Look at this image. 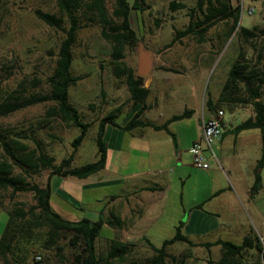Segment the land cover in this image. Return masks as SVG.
<instances>
[{"label":"rangeland","instance_id":"obj_1","mask_svg":"<svg viewBox=\"0 0 264 264\" xmlns=\"http://www.w3.org/2000/svg\"><path fill=\"white\" fill-rule=\"evenodd\" d=\"M104 1L106 7L111 10L113 0ZM128 1L131 2V0ZM170 1L144 0V9L139 13L131 10L129 21L137 33L138 41L153 51L152 68L158 65V56L165 58L164 63L169 66L176 68H180V64L186 66L184 72L173 75L174 79L168 87L161 88L154 94L153 98L155 97V99L152 98V100L155 101V104L147 113L148 119L160 123L171 114L180 113L184 109H192L193 113L190 116L171 123L172 129L176 130L180 127L182 130V132L180 131V149H184L181 147L187 143L190 136L194 133L200 134L198 117L201 104L207 98L212 101L217 98L237 51L241 50L246 55L258 53L264 59V34L259 32L264 28V0H242L238 25L246 28L256 27L253 30L255 35L250 39L244 40L238 34V28H235L225 38L223 34L226 24L217 21L208 28L203 42L198 43L194 37L183 36L179 42L163 49V44L173 36L174 29H182L188 21L186 9H171ZM176 1L183 2L186 6H192L195 0ZM239 1L230 0V3L234 6ZM247 7H251V13H247ZM34 9L57 12L55 0H0V79L2 80V90L13 88L22 79L30 83L33 78L40 82L38 90H45L47 87L44 79L51 72L62 32L36 18L32 12ZM227 22L229 24L230 21ZM65 25H67V21ZM81 25L72 47L69 70L72 74L82 77L74 84L69 85L68 102L79 111L83 120L90 121L91 125L74 153L72 165H80L96 159L94 135L97 119L119 102L122 107H125L129 101L126 99L128 95L124 82L116 79L111 72L109 44L100 36L99 26L88 21H83ZM209 48L212 49L211 56L203 57L195 65L194 52L196 50L206 51ZM124 60L128 65L135 66L134 51L126 49ZM239 94L240 96L244 95L242 89ZM148 98L150 101L151 97ZM49 104L38 103L14 111L0 117V124L15 129L29 130L32 128L34 137L41 140L44 150L52 154L57 162L70 152V140L78 133V129L75 127L65 128L55 119L51 120L46 127L36 128V120L42 116ZM89 104H92L93 107L91 108ZM223 107L226 121L223 130L225 131L223 145L218 147L212 142L211 150L205 148L204 152L209 167L214 166L219 170L220 167H223L230 174L235 173L238 175L240 186L243 187L251 181L254 172H258L264 178V163L260 166L256 165L261 141L252 135L247 136V133L241 134L237 141L234 139L232 129L248 117V110H251L249 104L240 105L237 103L233 110H229L226 106ZM118 118L121 119V116L119 115ZM254 132L257 130H250L251 134ZM29 144L32 145L31 142ZM111 159L113 160L112 156ZM159 161L161 165H165L163 157H160ZM141 167L129 166L128 170L135 171ZM170 170L171 168H168L166 174H171ZM203 170L205 169L192 164L188 151L180 150V200L178 201V190L172 188L166 194L165 209L162 210L161 205L153 207L157 212L153 210L156 212L155 214H145L141 222L137 224V227L141 224L143 226L139 229L140 231L138 229L135 231H139V235L144 234L145 238L155 247L160 246L164 239L171 237L174 233L172 225L175 226L178 223L177 220H174L176 210L180 208V218L178 219L180 222H185L190 213L189 207L198 199L199 185L203 182ZM46 174L47 170H42L39 174L32 175L30 180L43 184ZM62 189L68 193L69 197L64 193L60 198L56 195L60 192L55 191L50 197L51 207L67 219L75 220L80 217L92 219L71 199L78 198L80 203L93 201L92 198L99 197L102 191L90 189L81 197L74 193L73 186L66 182ZM106 190L113 191L114 186H109ZM244 197L249 200L251 213L248 217H242L240 230L219 227L209 235L213 234L222 239L239 241L241 233L247 230L248 226L254 233L258 232L264 236V191L259 194L252 192ZM14 199L23 202L24 206L33 203L30 192L17 193ZM1 200L5 207L9 206L10 202L6 197ZM92 207L97 208L98 204H94ZM6 219V211L0 208V233ZM117 234L118 232L113 228L103 225L95 239L96 252L103 254L106 247L105 240L114 238V235ZM187 236L190 239L194 238L192 233ZM118 239L125 241L123 237ZM260 242L264 245L263 239ZM57 244L61 246V250L58 252L54 246L34 247L24 264H69L76 249L67 243V238H60ZM216 249L213 247L211 253H207L202 247L176 241L166 247L171 257H166L163 264H202L207 259L214 264L219 256ZM152 253L153 251L146 242L137 238L135 245L130 247L126 256L122 260L114 261L115 264H128L130 260L142 261ZM35 255H39L40 260L36 259Z\"/></svg>","mask_w":264,"mask_h":264},{"label":"trees","instance_id":"obj_2","mask_svg":"<svg viewBox=\"0 0 264 264\" xmlns=\"http://www.w3.org/2000/svg\"><path fill=\"white\" fill-rule=\"evenodd\" d=\"M55 4L56 13L40 9L32 11L40 21L62 32L51 72L44 79L47 87L45 90H38L40 82L33 78L30 83L22 79L13 88L2 90L0 79V117L34 104L50 103L42 116L36 120V128L46 127L55 119L65 128H77L78 133L70 140L71 150L68 155L56 162L54 156L44 150L41 140L34 137L32 128L15 129L0 124V208L7 213L6 223L0 233V264H24L32 249L38 246H54L58 252L61 250V246L57 244L60 238H67V243L76 249L69 264H115L114 260H122L126 256L132 242L111 238L105 252L99 254L96 252L95 239L103 223L121 225L120 220L104 219L101 215L95 219L80 217L71 220L62 217L49 203V176L55 174L60 177L84 178L101 169L106 158V143L103 140L105 123L123 130H131L137 126L166 129L169 121L186 116L191 109L172 114L161 124L141 118L149 89L143 86L144 77L136 75L135 66L128 65L124 58L125 50L133 51V46L138 41L137 33L130 25L129 13L131 10L135 13L141 12L145 7L144 0H113L111 10L106 7L104 0H55ZM169 7L185 8L188 21L182 29H174L173 36L163 44V49L179 42L183 36L194 37L198 43L203 42L206 31L217 21L226 24L223 34L225 38L235 28H238V34L244 40L255 35L253 30L256 27L249 29L238 25L239 5L233 6L230 0H195L192 6L171 0ZM83 21L99 26L100 36L109 44V63L113 76L124 82L130 102L139 103L140 106L122 126L116 122L121 104L114 105L101 115L96 121L94 135L96 159L72 165L74 153L91 125V122L83 120L79 111L68 102L69 85L82 77L72 74L69 68L72 47ZM259 32L264 34V28ZM241 89L244 92L242 96L239 94ZM237 103L250 104L253 114L236 124L232 131L236 134L241 129H259L262 145L256 165L260 166L264 163V59L258 53L252 62L245 52L238 50L217 98L214 101L209 98L205 100L210 111H216L221 106L233 110ZM89 105L93 107L92 104ZM42 170H47L43 184L30 180L32 175H37ZM259 182V173L254 172L251 190H256ZM20 192H30L33 203L24 206L23 202L15 200V194ZM5 197L10 202L8 207H5L1 200ZM182 223L178 222L174 226L173 235L164 239L158 247L143 237L153 253L142 261L130 260L128 264H163L166 257H171L165 250L167 245L174 241L191 245L192 242L181 232ZM255 240L258 242L257 238ZM215 243L222 249L216 264H240L241 252L251 245L252 239L245 236L239 244L221 239ZM207 264L212 262L207 261Z\"/></svg>","mask_w":264,"mask_h":264},{"label":"crops","instance_id":"obj_3","mask_svg":"<svg viewBox=\"0 0 264 264\" xmlns=\"http://www.w3.org/2000/svg\"><path fill=\"white\" fill-rule=\"evenodd\" d=\"M211 51V48L206 51L196 50L193 54V58L196 60L194 62L195 65L196 62L203 57L211 56ZM256 55L257 54H249L247 56L253 62ZM157 60L159 61L158 65L152 68L143 79V86L149 89V93L145 99V109L141 114V118L154 124H161L172 114L165 117L160 123H155L148 119L147 113L155 104L152 98L158 90L170 85V82L174 79L173 75H179L184 72L186 66L182 64L179 65L180 68L169 66L164 63L166 59L162 56H158ZM149 96L151 97L150 101L148 100ZM153 99H155V97ZM120 103L121 102H119V104ZM139 106V103L132 104L129 100L125 107H121L119 114L121 119L117 117L116 122H118L120 126L124 125ZM220 109L223 110V116L220 118L222 135L218 141H214L218 147L223 145V135L225 132L223 130L225 129L226 123L224 119L225 109L223 106H221ZM192 113L193 110L191 109L186 116L176 120L188 117ZM214 113V110L210 111L206 107L205 101L203 100L198 117L200 129L202 121L213 116ZM252 114V110H248V116ZM173 121L175 120H171L167 123L166 129H154L151 126H137L131 130H123L110 123H105L103 127V140L106 143L104 166L95 173L84 178L73 176L60 177L55 174L49 176V203L50 197L55 191H59L60 193L56 195L62 198V194L65 193V190L62 189L65 182L68 185L70 183L75 189L74 193L81 197L90 189L100 190L102 191L101 194L99 197L96 196L92 198L93 201L89 200L87 202L85 201V203H80L78 198L71 200L79 205V209L85 210V212L88 213L87 215L91 216L92 219L101 215L104 219L115 220V218H117L118 221L120 220L121 225L103 223V225L111 227L118 232L117 235H114V238L123 237L125 240L131 241L132 246L135 245V240L137 238L143 240V237H145L144 234L139 235V229L143 225L141 224L137 227V224L141 222L144 215L155 214L157 212L156 209H153L155 206L161 205L162 210H164L166 206V194L172 188L178 190V201L180 200V150L189 152L190 145L201 134V130L199 135L198 133H194L190 136L187 143L181 147L184 149H180V131L182 132V130H180V127L176 130L172 129L171 123ZM250 130H257V132L251 134ZM244 133H247L249 137L252 135V137L261 141L258 128L241 129L234 134V139L237 141L240 135ZM160 157L164 158L163 164L165 165H161L159 161ZM134 165L142 167L139 170L134 171L131 169L129 171V166ZM168 168H171V174H166ZM220 168L219 170L214 166H208V168L203 170V182L199 185L198 199L189 207L190 213L181 227V232L192 242V246L202 247L207 253H211L213 247L217 248L216 251L219 253L218 260L220 259L222 249L215 241L218 239H227H222L213 234L209 235V233L211 234V232L219 227L234 228L239 231L242 224V217H248L249 213H251L249 209V200L244 197V195H250L252 192L259 194L264 191V178L262 175L259 174L260 182L257 189L251 190L254 173L252 174L251 181L248 182L247 185L241 187L238 182V175L235 173L230 174L229 171L225 170L223 167ZM64 179L65 181H63ZM112 185L114 186V190L107 191L106 188ZM65 194L67 195L68 193ZM172 203L175 204L174 202ZM94 204H98V207H92ZM153 210H156V212ZM179 216L180 208L176 210V217H174V220L180 222L178 219L180 218ZM172 226L174 227V225ZM136 229L139 231H135ZM190 233L194 234L193 239L187 236V234L189 235ZM245 236H249L252 239V243L242 250L240 264H264V255L261 260L260 254L264 245H262L258 239L261 237L264 241V236H261L258 232L254 233L250 227L247 226V230L241 233L239 241H227L239 244ZM256 238L258 242L255 240ZM109 241L110 239L105 240V249L108 247ZM184 243L187 244L186 242ZM171 244L172 243L169 245ZM177 250L180 251V249ZM218 260L214 262V264H216ZM207 261L210 260L207 259ZM207 261L202 264H207Z\"/></svg>","mask_w":264,"mask_h":264},{"label":"built area","instance_id":"obj_4","mask_svg":"<svg viewBox=\"0 0 264 264\" xmlns=\"http://www.w3.org/2000/svg\"><path fill=\"white\" fill-rule=\"evenodd\" d=\"M241 3L242 0L239 1V15L241 13ZM247 13H251V7L246 8ZM223 116V110L218 109L215 111L213 116L202 121L201 124V134L200 136L192 142L189 147V153L191 155V162L195 167L206 169L209 164L207 162V158L205 155V148H209L211 150V143L214 141H218L222 135L220 118ZM260 241L261 237L258 238ZM261 260L264 255V247H262L261 251ZM36 259H39V255H35Z\"/></svg>","mask_w":264,"mask_h":264},{"label":"water","instance_id":"obj_5","mask_svg":"<svg viewBox=\"0 0 264 264\" xmlns=\"http://www.w3.org/2000/svg\"><path fill=\"white\" fill-rule=\"evenodd\" d=\"M133 51L136 58L135 74L144 77L153 67V51L145 47L141 41L136 42Z\"/></svg>","mask_w":264,"mask_h":264}]
</instances>
